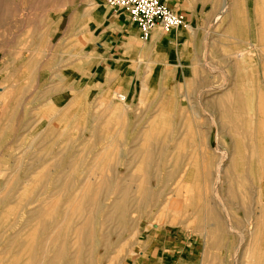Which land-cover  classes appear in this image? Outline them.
Returning <instances> with one entry per match:
<instances>
[{"label":"rangeland","instance_id":"1","mask_svg":"<svg viewBox=\"0 0 264 264\" xmlns=\"http://www.w3.org/2000/svg\"><path fill=\"white\" fill-rule=\"evenodd\" d=\"M101 7L113 10L105 0H0V77H8L0 88L10 89L2 101L17 96L20 103L28 89L57 92L60 80L32 77L92 59L103 41L93 38L90 12ZM85 61L71 65L80 72L91 67ZM67 83L73 103L92 92L82 80ZM240 90L254 111L239 113L238 129L225 127L236 119L231 113H205L214 126L210 158L195 159L189 175L187 160L177 161L176 176H163L156 159H119L123 150L145 155L132 153L133 141L111 144L109 159H92L97 144L76 143L73 129L50 146L49 159L31 158L43 155L33 152L41 145L0 142V264H145L160 236L174 247L215 250L218 264H264V136L257 131L264 127V59H254V80ZM119 94L116 102L128 104ZM236 138L249 143L230 145Z\"/></svg>","mask_w":264,"mask_h":264},{"label":"crops","instance_id":"2","mask_svg":"<svg viewBox=\"0 0 264 264\" xmlns=\"http://www.w3.org/2000/svg\"><path fill=\"white\" fill-rule=\"evenodd\" d=\"M164 1L183 15L186 26L167 35L155 28L149 40L139 44L137 27L124 11L97 8L90 12L93 29L98 28L93 38L103 43L98 44L92 59L70 63L82 65L89 60L90 68L81 66L78 72L76 67L65 65L58 72L35 74L33 79L60 80L57 92L36 94L28 89L20 103L17 96L3 102L10 89L0 88V142L19 145L26 141L33 148L41 145L33 152L43 155L31 158L49 159L50 146L62 143L67 129H73L76 143L97 144L92 159H109L111 144L133 141L132 153L145 155L127 157L123 150L118 158L156 159L166 170L163 176H176L180 159L190 162L188 175L195 159H209L214 127L211 112L235 115L225 127L238 129L239 113L254 111V103L243 99L240 87L243 89V80H254V59H264V0ZM7 78L5 75L0 80ZM74 78L82 80L83 90H92L80 103H73L77 95L67 90V81ZM115 90L123 92L129 103L118 104ZM140 98L141 108L135 106ZM197 115L202 120H195ZM152 138L158 143L155 149ZM243 140L236 138L229 144L249 143ZM232 154L231 159L235 157ZM251 154L245 155L247 160L254 159V151ZM245 171L252 173L247 167ZM156 241L145 264H218L216 257L221 255L207 248L199 253L194 248L174 247L162 236Z\"/></svg>","mask_w":264,"mask_h":264},{"label":"built area","instance_id":"3","mask_svg":"<svg viewBox=\"0 0 264 264\" xmlns=\"http://www.w3.org/2000/svg\"><path fill=\"white\" fill-rule=\"evenodd\" d=\"M105 1L111 9L126 13L128 19L135 23L138 37L142 41H145L149 33L155 28L167 35L186 24L183 15L173 11L164 0Z\"/></svg>","mask_w":264,"mask_h":264},{"label":"bare ground","instance_id":"4","mask_svg":"<svg viewBox=\"0 0 264 264\" xmlns=\"http://www.w3.org/2000/svg\"><path fill=\"white\" fill-rule=\"evenodd\" d=\"M105 3H106V1H105ZM106 4H107V3H106ZM107 5H108V4H107ZM109 7H110V6H109ZM110 8H111V7H110ZM131 25H132L133 27L136 28V25H135L133 22H131ZM185 26H186V25H185ZM153 30H154V29H153ZM153 30H152V31H153ZM152 31H151V32H152ZM151 32H150V33H151ZM150 33H149V35H150ZM149 35H148V37H149ZM148 37H147V39H148ZM147 39H146V40H147ZM146 40H145V41H146ZM3 89H4V88H3ZM119 95H120L119 97H120L123 101L126 100V96H125V95H121V94H119ZM122 97H123V98H122ZM114 105H115V104H114ZM260 117H261V115H260ZM263 118H264V117H263ZM260 120H261V119H260ZM259 123H260V122H259ZM263 123H264V120H263ZM257 124H258V122H257ZM262 127H263V126H261V125L259 126V125H258V130H257V131H258V133H259V132L262 133V135L264 136V127H263V128H262ZM258 137H259V136H258ZM260 138H262V137H260ZM261 140H262V139H261ZM259 141H260V140H259ZM260 143L263 144L262 142H260ZM220 165H221V164H220ZM216 175H217V174H216ZM12 182H13V181H12ZM217 184H218V183H217ZM23 186H24V185H23ZM212 197H213V196H212ZM94 199H95V198H94ZM44 200H45V199H44ZM59 200H60V199H59ZM43 204H44V203H43ZM177 205H178V204H177ZM224 207H225V206H224ZM253 212H254V211H253ZM7 216H8V215H7ZM250 221H251V220H250ZM253 224H254V223H253ZM154 225H156V224H154ZM230 231H231V230H230ZM241 235H242V234H241ZM12 262H13V260H12Z\"/></svg>","mask_w":264,"mask_h":264}]
</instances>
